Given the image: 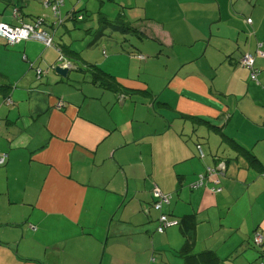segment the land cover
<instances>
[{
	"label": "crops",
	"instance_id": "crops-1",
	"mask_svg": "<svg viewBox=\"0 0 264 264\" xmlns=\"http://www.w3.org/2000/svg\"><path fill=\"white\" fill-rule=\"evenodd\" d=\"M72 10L99 22L122 15L141 41L156 39L149 52L172 64L156 75L168 85L136 83L105 62L123 87L49 72L58 46L70 44L63 31ZM51 14L47 0H0V22ZM61 14L62 30L47 25L55 49L0 37V59L20 65L1 69L0 264H188L177 252L185 231L192 252L214 251L217 264L264 263V243L252 240L256 232L264 238V55L256 53L260 42L264 51V0H64ZM245 53H256L259 83L240 64ZM68 54L85 71L99 66ZM138 97L159 100L162 117ZM217 156L228 162L223 190L193 189ZM155 187L173 194L165 212L186 219L163 234Z\"/></svg>",
	"mask_w": 264,
	"mask_h": 264
},
{
	"label": "rangeland",
	"instance_id": "rangeland-1",
	"mask_svg": "<svg viewBox=\"0 0 264 264\" xmlns=\"http://www.w3.org/2000/svg\"><path fill=\"white\" fill-rule=\"evenodd\" d=\"M100 2L102 4V0H100ZM110 2L114 3V1H110ZM47 20L48 22H52L53 13L51 14V18L50 16L49 17L47 16ZM87 21H93L90 23L95 24L91 30H85L87 27L84 25V23ZM68 22L71 23L68 24V29L63 32L65 33V35L70 37L69 43L72 44L73 49L80 52L82 58H85L92 63H97L98 61L99 63L97 64L99 65L100 68L103 67L102 64L103 62H105L107 66L113 68L117 73H121V74L131 73L132 79H138L136 83H143L145 85H148V81H149V83L152 86H154L155 84L154 87L156 88V90L162 87L164 84L165 86L168 85L169 82H163L161 79H157L156 75L160 72H164L166 67H168V64H169V68H171L172 64L168 63V59L166 58V56L160 55V57H157L155 55L156 53L151 56L149 52L157 48L158 42L156 41V39L147 37L142 39L141 41V39H139L138 36L134 33L123 34L111 28L105 29L103 35L97 37L96 29L100 26L98 17H96L95 20H91L87 16L85 20L79 21L78 23H76L75 26L73 25L72 21H68ZM57 26L58 29L61 28V30L62 27H64V25H60V24ZM140 42L145 48H147V50L142 48H141L142 50H138V47H140ZM3 45L8 48H11L8 45L5 44ZM50 46L54 49L56 48L54 45H50ZM166 51L167 50H165V52ZM256 53H260L258 49V44H257ZM256 53H252V54L256 55ZM141 55H144L145 57L141 58ZM138 56L140 58H138ZM7 58L8 56L4 55L0 59V80L3 79L1 72L2 73L4 72L1 69H7L8 67V69L12 72V69L20 68V65H17L16 67L9 65L11 59L8 60ZM70 61L77 63L80 67L84 68L83 70H86L85 67L83 66L82 61L79 60L78 58L71 57ZM166 62L168 63L167 65ZM28 67H30V65H28ZM102 69L104 70V68ZM72 72H74L73 75L79 74L78 71H72ZM16 74L19 75L20 73L18 72ZM134 75H139V76L135 77ZM79 76L81 77L83 75L79 74ZM84 76L90 78V72L85 71ZM163 95L166 96L167 91H165ZM163 100L164 99L162 98L160 101L164 102ZM136 102L138 106H142V107L143 105L151 107L152 103L155 102L154 110L159 114L160 117H162L161 113L159 112V110L161 109L160 106H162V104L159 103V100L154 101L150 97H144V98L138 97ZM127 108H129V106ZM126 114L130 116L132 114V111L130 109H127ZM159 121H161V119H159ZM222 121L224 122V120ZM197 145L196 148L198 149ZM203 145H206L205 141L203 142ZM155 212L157 214V211ZM156 222L158 225V221Z\"/></svg>",
	"mask_w": 264,
	"mask_h": 264
},
{
	"label": "built area",
	"instance_id": "built-area-1",
	"mask_svg": "<svg viewBox=\"0 0 264 264\" xmlns=\"http://www.w3.org/2000/svg\"><path fill=\"white\" fill-rule=\"evenodd\" d=\"M50 4L51 10L53 11V20L52 22H48L47 16L38 17L34 23H20V24H11L6 22H0V36L3 37L9 45H14L22 40H27L30 38H38L42 40L46 46L54 45V33L48 28L47 25H55L61 24L64 21L63 15L61 14V7L64 4V0H47ZM74 15L80 20L84 19L83 14H71V17ZM248 23L252 22L251 18L246 19ZM258 49L262 55H264V51L262 50V43H258ZM144 58V56H141ZM67 62V60L61 57L59 63L54 64V66ZM240 64L244 67L251 69V79L259 83V74L260 69L255 67V55L252 53H245L241 60ZM41 72V70H38ZM7 102L12 103L11 98H7ZM199 155L204 156L203 149L201 145H198ZM7 161L6 154H0V166L4 165ZM209 169L205 174H202L194 184L193 187L198 188L205 184V180L213 181L212 190L215 192L221 191V179L219 177L220 170L217 166L208 167ZM154 203L153 207L161 211L165 204H169L171 202V195L163 192L159 187H155L153 190ZM177 224L176 220L169 219L167 213L162 212L158 219V225L156 231L160 233H164L169 225ZM264 242V238L261 233H255V243L257 245H261Z\"/></svg>",
	"mask_w": 264,
	"mask_h": 264
},
{
	"label": "trees",
	"instance_id": "trees-1",
	"mask_svg": "<svg viewBox=\"0 0 264 264\" xmlns=\"http://www.w3.org/2000/svg\"><path fill=\"white\" fill-rule=\"evenodd\" d=\"M75 13L76 14L77 13L78 14H83L84 15V20H85V13L84 12H77V11H73V10L69 12V15H68V18L67 19L72 20L75 23H78L79 21H81L75 15H74V17H71V14H75ZM82 21H83V19H82ZM55 25H53V24L50 25V28H53V26H55ZM60 25H63V24H60ZM107 28H111V29H113L115 31H119V32H121L123 34L133 33V32H136V30H137L136 27L131 24V22L125 21V18H123L122 15H119V17H117L115 20H111V19H109L106 16H102L101 19H100V26L96 29V35H97V37L102 36L103 33H104V30L107 29ZM50 30H52V29H50ZM54 44H56L55 43V40H54ZM47 47H51V46H47ZM58 49H59V57H58V60H57V62L55 64L59 63L58 61H60L61 57L67 58L66 56L70 55V54H68V51L69 50L72 51L75 54V56H78L79 57L81 55L80 52L76 51L75 49L73 50L71 48V45L70 44H62V45H59L58 46ZM31 65H32V67H34V63H31ZM88 71H90V78L92 79V81L94 83H98V84L103 85L104 87H109V88H114V89H119L122 86L121 83L113 75L105 72L102 68H100L99 66H97L95 64H92L91 68ZM6 87H7L6 85L0 84V91H3V89H5ZM7 98H9V97H7ZM7 98L5 100L6 102H7ZM199 156H200L201 159H203L205 155L204 156L199 155ZM216 159L217 160H216V164L215 165H208V166L206 165L205 166V169L198 174V177L196 178L197 180H199V178H200V176L202 174H205L207 172V170L209 169L208 167H213V166H217L218 167L219 162L221 160H224V159H222L219 156H217ZM223 173L225 174L226 172H224L223 170L222 171L220 170L219 177L221 179V187L222 188H223ZM197 180H195L193 183L190 184V186L193 189L203 188V187H207V186H209V187L212 188V186L214 184L213 181L205 180V184L204 185H202L201 187L195 188V187H193V184ZM221 191H218L217 193H219ZM170 195H171V201H172L173 194L170 193ZM154 200L155 199L153 198L152 207H153ZM169 204H171V202ZM169 204H165L163 206V209L161 211L156 210L154 207L153 208L155 209V211H157V213L160 216V214L162 212H165V210H164L165 206H167ZM165 213H167V212H165ZM159 216H158V219H159ZM168 216H169V219L176 220L178 225L179 224L182 225L183 222L186 220L185 217H180V218L176 217V218H174V217H171L169 214H168ZM158 219H157V221H158ZM177 224L175 226H177ZM158 233H160V232H158ZM161 234H163V233H161ZM185 237H186L185 244L177 252H178V254L181 257H183L185 259V261L188 264H201V263L217 264L218 263L219 257L215 254L214 251H210L209 250V251H201V252H196V253L195 252H192V248H191V233L185 231ZM252 240H253V243H254L255 246H261L264 243L263 242L261 245H257L255 243V234L253 235ZM262 264H264V263H262Z\"/></svg>",
	"mask_w": 264,
	"mask_h": 264
},
{
	"label": "water",
	"instance_id": "water-1",
	"mask_svg": "<svg viewBox=\"0 0 264 264\" xmlns=\"http://www.w3.org/2000/svg\"><path fill=\"white\" fill-rule=\"evenodd\" d=\"M84 68L80 67L77 63L74 62H62L56 66L52 65L49 67L48 71L53 72L56 76L67 78L70 76L72 71L85 72ZM218 169L223 170L224 172L228 169V162L226 160H221L218 164Z\"/></svg>",
	"mask_w": 264,
	"mask_h": 264
}]
</instances>
